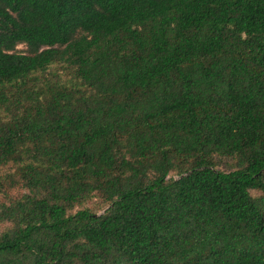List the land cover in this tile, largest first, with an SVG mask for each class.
<instances>
[{"label": "trees", "instance_id": "1", "mask_svg": "<svg viewBox=\"0 0 264 264\" xmlns=\"http://www.w3.org/2000/svg\"><path fill=\"white\" fill-rule=\"evenodd\" d=\"M0 264H264V0H0Z\"/></svg>", "mask_w": 264, "mask_h": 264}, {"label": "rangeland", "instance_id": "2", "mask_svg": "<svg viewBox=\"0 0 264 264\" xmlns=\"http://www.w3.org/2000/svg\"><path fill=\"white\" fill-rule=\"evenodd\" d=\"M20 48L23 49V47H20ZM256 194H257V193H256ZM88 206L91 207V208H93L95 211H98V212H97L98 215L101 214V213L103 212V209H101V210H98V209H97L98 203H96V202H90V203L88 204Z\"/></svg>", "mask_w": 264, "mask_h": 264}]
</instances>
